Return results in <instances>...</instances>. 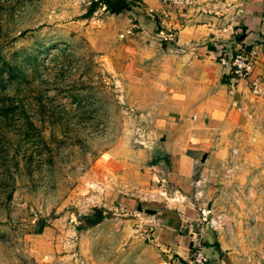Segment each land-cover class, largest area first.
Returning <instances> with one entry per match:
<instances>
[{
	"label": "rangeland",
	"instance_id": "374dc122",
	"mask_svg": "<svg viewBox=\"0 0 264 264\" xmlns=\"http://www.w3.org/2000/svg\"><path fill=\"white\" fill-rule=\"evenodd\" d=\"M116 1L0 0V264H264V101L169 205L161 98L120 49L192 0Z\"/></svg>",
	"mask_w": 264,
	"mask_h": 264
},
{
	"label": "crops",
	"instance_id": "0c3cea01",
	"mask_svg": "<svg viewBox=\"0 0 264 264\" xmlns=\"http://www.w3.org/2000/svg\"><path fill=\"white\" fill-rule=\"evenodd\" d=\"M184 15L181 25L140 23L137 40L120 49L124 73L146 81L161 98L156 143L164 149L165 176L174 186L166 198L176 207L187 202L194 175L208 174L219 161L220 137L247 124L264 101V0H192ZM171 29L175 35L158 49L160 32ZM250 45L260 53L253 74L263 88L260 96L251 94L248 80H232L217 62L222 51Z\"/></svg>",
	"mask_w": 264,
	"mask_h": 264
},
{
	"label": "built area",
	"instance_id": "2783aa9c",
	"mask_svg": "<svg viewBox=\"0 0 264 264\" xmlns=\"http://www.w3.org/2000/svg\"><path fill=\"white\" fill-rule=\"evenodd\" d=\"M175 6H182L185 0H163ZM170 35V34H169ZM259 50L257 46H240L238 49L228 52L226 50L218 54L217 62L225 70L232 80L249 82L250 92L254 96L263 94V88L260 86V80L253 76L259 60ZM196 261L203 264L206 260L202 255L200 248L196 250Z\"/></svg>",
	"mask_w": 264,
	"mask_h": 264
},
{
	"label": "water",
	"instance_id": "95a60500",
	"mask_svg": "<svg viewBox=\"0 0 264 264\" xmlns=\"http://www.w3.org/2000/svg\"><path fill=\"white\" fill-rule=\"evenodd\" d=\"M158 157L159 158L164 157V153L161 152L160 150L153 152V158L156 159ZM92 210H93L92 218H86V222L88 224H90V225H95V224L99 223L102 220V210L100 208L96 207V206L92 207ZM206 241H207L208 244H213L214 243V240H213V238H212V236L210 234H206Z\"/></svg>",
	"mask_w": 264,
	"mask_h": 264
},
{
	"label": "trees",
	"instance_id": "16d2710c",
	"mask_svg": "<svg viewBox=\"0 0 264 264\" xmlns=\"http://www.w3.org/2000/svg\"><path fill=\"white\" fill-rule=\"evenodd\" d=\"M100 2H102L103 4H105V5H109L110 7H112V3H111V0H96V2H93L94 4H98V3H100ZM115 7V10H117L118 9V7H122L123 6V4H121V0H117L116 1V4L114 5ZM93 12V8H90V10H89V12L88 13H92ZM161 158H156V159H154L153 161H152V163L154 164V163H156L157 161H159ZM39 222H40V227H39V229H41V225H44V221L43 220H39ZM206 245L208 246V247H215V248H217L218 247V245L214 242L213 244H208L207 242H206Z\"/></svg>",
	"mask_w": 264,
	"mask_h": 264
}]
</instances>
